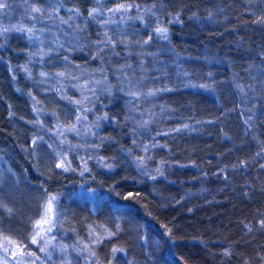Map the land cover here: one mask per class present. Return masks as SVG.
<instances>
[{"label":"trees","instance_id":"1","mask_svg":"<svg viewBox=\"0 0 264 264\" xmlns=\"http://www.w3.org/2000/svg\"><path fill=\"white\" fill-rule=\"evenodd\" d=\"M1 2V244L264 264V0Z\"/></svg>","mask_w":264,"mask_h":264},{"label":"rangeland","instance_id":"2","mask_svg":"<svg viewBox=\"0 0 264 264\" xmlns=\"http://www.w3.org/2000/svg\"><path fill=\"white\" fill-rule=\"evenodd\" d=\"M1 1H5V0H0V2ZM8 3L10 2L8 1ZM69 132H72V130H70ZM65 133L66 131L62 132L63 135H66ZM47 202L45 206L47 205ZM54 202L55 201H53L52 203L53 214H50V216L48 217L52 220H54ZM43 217H45V207H44ZM42 218L40 219V221L42 220ZM41 228H43L44 231H41ZM47 228H48L47 224L41 223L39 225L38 224L35 225L33 236L36 237L37 243H33V247L31 251L24 252L21 248H18L17 246H14L13 244L6 241H4L2 244L0 243V245L6 246L8 248V252L5 253L3 247H0V264H5V261L6 264H17V261H19V264H62V262H60L59 260H57V262H54L55 255L60 257H63L64 255L62 249L57 248L55 246V241L52 236L54 232L53 231L54 227L50 232L47 231ZM37 233H39V235H37ZM41 248H43L44 251H41L40 250ZM13 252H15L16 255H12ZM66 262L68 264L69 259L68 260L66 259Z\"/></svg>","mask_w":264,"mask_h":264},{"label":"snow or ice","instance_id":"3","mask_svg":"<svg viewBox=\"0 0 264 264\" xmlns=\"http://www.w3.org/2000/svg\"><path fill=\"white\" fill-rule=\"evenodd\" d=\"M6 7H7V5L5 3L0 2V9L6 8ZM131 7H133V5L119 4L117 6V8L110 9V11H114V12H120L122 10L123 11H126L128 8H131ZM32 11H34V12H40L41 9L40 8H33ZM95 12H96V9H93L92 12L89 13V15H93V13H95ZM5 31H7V29H5ZM167 31L168 30L165 27H157L155 29V32L157 34H159L164 39H167ZM149 39H151V37H149ZM144 43H148V41H145ZM153 94L154 93H152V92L149 93V95H153ZM132 95H136V94L135 93H132ZM77 103H79V102L77 101ZM261 167H264V165H261ZM65 170H67V169H65ZM157 171H159V169ZM55 199H56L55 196L49 198V200L47 202V205L45 206V217H43L41 221H38L37 222L38 225L41 224V223L47 224L48 225V228H47V231L48 232H50L52 230V228L55 227L54 220L48 218L50 216V214H53L52 203H53V201H55ZM261 226L264 227V221H261ZM41 231H44V229L41 228ZM170 231L171 230H169V232ZM37 235H39V233H37ZM41 238H43V237H41ZM4 239L5 240H9L8 237H4ZM32 243H37V240H36V237L35 236H33V238H32ZM0 247H3L5 253L8 252V248L6 246L0 245ZM40 250L41 251H44L43 248H41ZM113 251H123V249H113ZM12 255H16V253L13 252ZM32 255H34V254H32ZM37 259H38V257H37ZM5 264H6V261H5ZM17 264H19V261H17Z\"/></svg>","mask_w":264,"mask_h":264}]
</instances>
